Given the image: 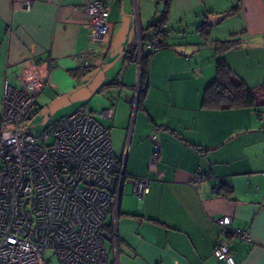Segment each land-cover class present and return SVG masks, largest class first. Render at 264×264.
<instances>
[{"label":"crops","instance_id":"1","mask_svg":"<svg viewBox=\"0 0 264 264\" xmlns=\"http://www.w3.org/2000/svg\"><path fill=\"white\" fill-rule=\"evenodd\" d=\"M87 1L0 0V113L5 81L36 97L31 119L45 108L54 120L83 105L114 110L102 121L113 153L125 158L128 177L149 179V191L138 202L124 182L116 222L107 219V264H224L213 256L221 237L215 221L223 217L251 235L231 242L236 264H264V101L254 108L202 105L220 60L234 82L264 84V0H169L167 36L148 59L140 101V67L124 55L138 30L152 35L165 0H102L108 33L94 41ZM226 12L202 32L209 15ZM227 41L237 45L223 51ZM153 135L161 151L150 168ZM197 173L203 179L194 183Z\"/></svg>","mask_w":264,"mask_h":264},{"label":"built area","instance_id":"2","mask_svg":"<svg viewBox=\"0 0 264 264\" xmlns=\"http://www.w3.org/2000/svg\"><path fill=\"white\" fill-rule=\"evenodd\" d=\"M83 14L91 39L105 38L109 12L102 0H89ZM138 30L137 41L124 58L143 57L160 49L156 38ZM87 66L88 53L82 55ZM37 110L36 97L4 82L0 113V264H107L104 240L107 219L116 222L127 179L138 202L149 191L148 178H130L125 158L113 153L109 129L114 110L91 112L86 105L58 119L47 117L38 135L28 132ZM149 167L159 161L161 147L151 136ZM203 179L197 173L194 183ZM221 237L213 250L216 260L236 264L234 240L250 242L248 230L231 227V218L215 221Z\"/></svg>","mask_w":264,"mask_h":264},{"label":"trees","instance_id":"3","mask_svg":"<svg viewBox=\"0 0 264 264\" xmlns=\"http://www.w3.org/2000/svg\"><path fill=\"white\" fill-rule=\"evenodd\" d=\"M169 6L170 1L165 0V11L161 20L152 26V35L148 34L149 38L144 40L149 41L150 39L156 38L159 41L160 49L163 47L164 40L167 36V32L164 31V25L166 24ZM234 12L235 11L232 10V13ZM209 28L211 27L205 26V24H203L202 32H206L209 30ZM236 45L237 43L235 42L227 41L220 44V47L223 51H227ZM150 56L151 55L141 59L137 101H140L143 93L146 90L147 62ZM128 60L137 61L135 56L130 57ZM111 84L120 85V82L114 81ZM262 101H264V84H261L259 87L254 89H250L242 82H234L230 69L222 60L217 62L215 79L205 89L202 96V105L207 109L254 108L258 107ZM220 189L224 190L225 196L230 193L229 188L225 185H222Z\"/></svg>","mask_w":264,"mask_h":264},{"label":"rangeland","instance_id":"4","mask_svg":"<svg viewBox=\"0 0 264 264\" xmlns=\"http://www.w3.org/2000/svg\"><path fill=\"white\" fill-rule=\"evenodd\" d=\"M54 111V110H53ZM101 112V111H100ZM52 113V114H51ZM98 113V112H95ZM51 114L52 117H56L55 112H50L45 109H41L40 112H37V115L31 119L28 125V132L33 135H38L44 128L47 123V115ZM45 257L49 259L50 264H59L56 257L52 256L49 252L45 254Z\"/></svg>","mask_w":264,"mask_h":264},{"label":"water","instance_id":"5","mask_svg":"<svg viewBox=\"0 0 264 264\" xmlns=\"http://www.w3.org/2000/svg\"><path fill=\"white\" fill-rule=\"evenodd\" d=\"M230 15H231L230 12H226V13H223V14L209 15L207 17L206 22H205V26H208V27H216L222 21H224L227 17H229Z\"/></svg>","mask_w":264,"mask_h":264}]
</instances>
